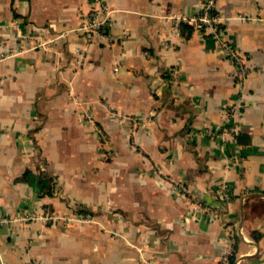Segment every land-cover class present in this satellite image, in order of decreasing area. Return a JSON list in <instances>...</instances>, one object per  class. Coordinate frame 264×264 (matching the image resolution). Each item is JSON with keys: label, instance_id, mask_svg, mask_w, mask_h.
I'll return each mask as SVG.
<instances>
[{"label": "crops", "instance_id": "obj_1", "mask_svg": "<svg viewBox=\"0 0 264 264\" xmlns=\"http://www.w3.org/2000/svg\"><path fill=\"white\" fill-rule=\"evenodd\" d=\"M205 1L0 0V262L264 264V0Z\"/></svg>", "mask_w": 264, "mask_h": 264}, {"label": "built area", "instance_id": "obj_2", "mask_svg": "<svg viewBox=\"0 0 264 264\" xmlns=\"http://www.w3.org/2000/svg\"><path fill=\"white\" fill-rule=\"evenodd\" d=\"M216 1L217 0H206L205 3L203 4L202 11L199 12L197 15L180 16L176 18V22L182 21L186 23H193L195 24V26L199 28L206 27V29L210 30L212 33L215 34L218 30V23L220 21V17L213 13V8L215 6ZM106 9H107L106 6L101 5L100 9L93 11L90 15L91 19L89 23L86 26L82 27V29H88V31H93V32L99 31L101 26L104 23H106V16H103L101 13V12L107 13ZM221 46L225 48L226 51L230 53V55L234 56L235 62L238 65V69L244 73L246 68L243 65V61L242 59L235 56L234 50L232 49V47L226 44L225 42H222ZM4 57H5L4 54L0 55V58H4ZM170 81L172 83H175L177 81V74H176L175 69L171 71ZM7 222H9V219H7L6 217H0V225L6 224ZM0 264H3V263L0 262ZM26 264H33V263H26Z\"/></svg>", "mask_w": 264, "mask_h": 264}, {"label": "trees", "instance_id": "obj_3", "mask_svg": "<svg viewBox=\"0 0 264 264\" xmlns=\"http://www.w3.org/2000/svg\"><path fill=\"white\" fill-rule=\"evenodd\" d=\"M49 179H45L42 175H38L36 186L40 194H51V185Z\"/></svg>", "mask_w": 264, "mask_h": 264}]
</instances>
